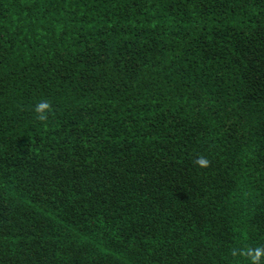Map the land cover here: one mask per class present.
<instances>
[{
    "label": "trees",
    "instance_id": "16d2710c",
    "mask_svg": "<svg viewBox=\"0 0 264 264\" xmlns=\"http://www.w3.org/2000/svg\"><path fill=\"white\" fill-rule=\"evenodd\" d=\"M257 246L264 0H0V264Z\"/></svg>",
    "mask_w": 264,
    "mask_h": 264
},
{
    "label": "clouds",
    "instance_id": "9594fccd",
    "mask_svg": "<svg viewBox=\"0 0 264 264\" xmlns=\"http://www.w3.org/2000/svg\"><path fill=\"white\" fill-rule=\"evenodd\" d=\"M36 119L40 122H46L50 114L53 113V108L50 101L43 100L38 102L35 109ZM195 164L200 168H207L210 161L204 156H198ZM231 255L233 257L240 256L248 259L250 264H262L264 261V246H257L255 248L247 247L243 249H232Z\"/></svg>",
    "mask_w": 264,
    "mask_h": 264
}]
</instances>
